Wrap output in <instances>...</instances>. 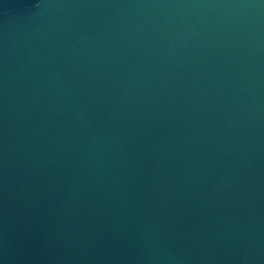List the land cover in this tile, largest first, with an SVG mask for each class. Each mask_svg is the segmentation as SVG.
<instances>
[{"label": "water", "instance_id": "95a60500", "mask_svg": "<svg viewBox=\"0 0 264 264\" xmlns=\"http://www.w3.org/2000/svg\"><path fill=\"white\" fill-rule=\"evenodd\" d=\"M0 264H264V0H0Z\"/></svg>", "mask_w": 264, "mask_h": 264}]
</instances>
